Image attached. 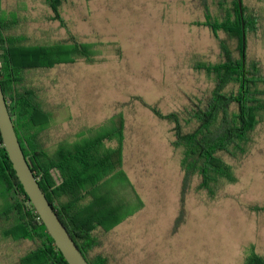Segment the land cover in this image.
I'll list each match as a JSON object with an SVG mask.
<instances>
[{"label": "rangeland", "instance_id": "obj_1", "mask_svg": "<svg viewBox=\"0 0 264 264\" xmlns=\"http://www.w3.org/2000/svg\"><path fill=\"white\" fill-rule=\"evenodd\" d=\"M245 1L264 9V0ZM209 6L220 15L216 4ZM0 7L1 16L16 21L9 34L27 45L74 36L93 47L88 58L25 76L51 115L39 136L50 151L121 132L127 182L108 178L102 196L106 209L120 207L117 218L127 217L97 232L109 264H246L264 255V214L250 210L264 205V120L237 165V182L210 199L182 169L170 122L149 108L163 115L181 111L214 86L196 69L222 59L218 40L198 24L205 20L199 0H69L60 7L64 25L45 0H2ZM248 53L264 64V28L249 40ZM117 145L118 139L105 142ZM28 246L0 233V264H18Z\"/></svg>", "mask_w": 264, "mask_h": 264}, {"label": "trees", "instance_id": "obj_2", "mask_svg": "<svg viewBox=\"0 0 264 264\" xmlns=\"http://www.w3.org/2000/svg\"><path fill=\"white\" fill-rule=\"evenodd\" d=\"M47 1L55 15L52 18L61 19L60 4ZM199 2L205 20L198 24L209 28L218 40L222 59L216 64L199 63L196 69L212 77L214 86L207 97L192 100L181 111L163 115L148 107L170 122L173 144L182 153V169L196 177L197 188L212 199L225 184L237 182V165L250 154L253 133L264 120V64L248 53L249 40L264 28V9L249 6L245 0L240 4L239 0ZM209 3L219 7L220 15H213ZM25 40L0 31V82L16 134L43 192L85 259L89 264H109L99 251L103 242L97 232H109L127 217L117 218L120 207L106 209L102 196L108 178L127 182L120 170L121 132L105 131L91 140L83 137L53 151L41 144L39 136L51 126V115L25 75L72 64L74 59L69 42L34 46ZM74 43L75 59L92 55V45L85 49L86 44ZM114 139H118L117 147L106 148L105 142ZM250 210L264 214V205ZM0 233L5 240L29 244L18 264H68L24 192L1 134ZM246 264H264V255H253Z\"/></svg>", "mask_w": 264, "mask_h": 264}, {"label": "water", "instance_id": "obj_3", "mask_svg": "<svg viewBox=\"0 0 264 264\" xmlns=\"http://www.w3.org/2000/svg\"><path fill=\"white\" fill-rule=\"evenodd\" d=\"M240 4V0H239ZM0 134L24 192L68 264H89L43 192L22 150L0 82Z\"/></svg>", "mask_w": 264, "mask_h": 264}, {"label": "flooded vegetation", "instance_id": "obj_4", "mask_svg": "<svg viewBox=\"0 0 264 264\" xmlns=\"http://www.w3.org/2000/svg\"><path fill=\"white\" fill-rule=\"evenodd\" d=\"M52 1L53 2L54 1L55 2H58L60 4V7H61L62 4H65L69 0H51L50 2H52ZM1 3H2V0H0V6H1ZM45 3L48 5L49 1L45 0ZM48 7L50 8V10L53 13V10L51 9V7L49 5H48ZM60 7L58 9V14L60 15L61 19H58V21L64 25V20H63V17H62V13L60 11ZM0 9H1V7H0ZM52 17H54V13H53V16ZM12 21H13V18L12 19H8V18H5V17H3V16L0 15V31L3 32L5 36L10 35L9 32H8V28L12 25ZM75 40H76V38L74 36H72L70 38V40L68 41L69 42V47L72 49L70 53H71V56L74 59V63L77 60V59H75V54H74V50H73V49H75V47H74L75 46V43H74ZM84 44H86L85 45V49H86L88 47L87 46L88 43H84ZM80 58H84L85 59V56L79 55L78 59H80ZM62 65H65V64H62Z\"/></svg>", "mask_w": 264, "mask_h": 264}]
</instances>
